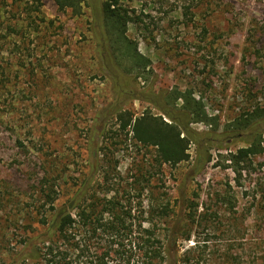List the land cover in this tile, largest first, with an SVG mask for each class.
<instances>
[{
	"label": "rangeland",
	"instance_id": "obj_1",
	"mask_svg": "<svg viewBox=\"0 0 264 264\" xmlns=\"http://www.w3.org/2000/svg\"><path fill=\"white\" fill-rule=\"evenodd\" d=\"M119 3L132 18L127 36L152 71L146 83L119 78V89L143 94L126 109L136 116L147 109L158 113L145 95L191 89L218 118L219 132L236 138L221 151L212 149L210 162L194 171L196 146L176 165L162 164L152 148L136 144L109 119L107 136L94 137L95 158L89 150L93 118L118 94L108 57L92 37L90 9L73 17L58 11L54 0H0V264H22L14 255L43 232L34 191L50 176L59 178L56 207L77 189L88 204L113 197L136 226L163 241L175 235L177 256L198 243L199 264H225L224 254L264 264V149L234 166L229 153L245 147L251 133L226 129L264 105V0ZM257 128L264 148V121ZM201 213L210 216L200 219ZM85 235L104 247L106 233ZM125 249L115 254L118 262Z\"/></svg>",
	"mask_w": 264,
	"mask_h": 264
},
{
	"label": "trees",
	"instance_id": "obj_2",
	"mask_svg": "<svg viewBox=\"0 0 264 264\" xmlns=\"http://www.w3.org/2000/svg\"><path fill=\"white\" fill-rule=\"evenodd\" d=\"M57 10L69 11L71 16L79 17L87 5L90 9L91 33L94 41L106 54L110 62L108 76L113 81L116 101L100 109L93 118L89 150L98 155V145L94 137L107 136L109 119H116L121 131L130 133L131 139L145 148H152L159 162L176 165L189 157L191 145L196 146L198 160L194 171L210 162V151H221L223 144L231 143L236 138L228 130L219 132L216 116H209L201 100L191 89H172L157 95L148 93L146 99L158 113L144 110L139 116L126 109L130 100H140L143 95L132 89H120L119 78L128 81L131 77L144 83L151 78L150 60L142 55L137 43L127 36L128 25L132 22L128 11L119 0H54ZM140 97H139V96ZM264 121V105L257 106L227 124L226 129L251 133L246 146L235 153H229L228 160L239 167L250 157L263 152L262 134L257 128ZM192 124L208 127L204 133L195 132ZM237 134V135H238ZM93 142V144H92ZM227 146V145H226ZM239 174V172L237 171ZM58 176V175H57ZM58 177L50 176L41 183V188L34 191L37 204L33 206L36 223L43 232L35 234L23 243L21 250L14 255V262L22 264L37 262L40 264H199L202 252L199 244L187 248L177 256L175 245L178 238L170 234L165 241L154 235L147 227L136 226L131 221V212L126 210L115 198L96 203H86L85 193L78 189L60 207H56L59 192L54 188ZM45 184V185H44ZM44 185V186H42ZM36 187V186H35ZM229 208L234 205L227 200ZM207 211V210H206ZM236 212H231L235 215ZM210 215L201 213L200 219ZM104 232L107 239L103 246H96L85 234ZM175 233V232H173ZM190 236L185 238L189 241ZM204 245V244H203ZM126 247L123 260L118 262L115 254ZM205 246H203L204 248ZM233 254L223 255L225 264L237 262Z\"/></svg>",
	"mask_w": 264,
	"mask_h": 264
}]
</instances>
